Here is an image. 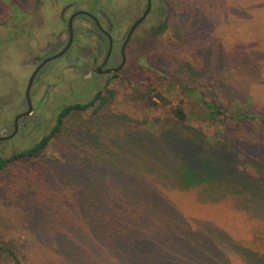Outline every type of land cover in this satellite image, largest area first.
I'll use <instances>...</instances> for the list:
<instances>
[{
  "label": "rangeland",
  "instance_id": "374dc122",
  "mask_svg": "<svg viewBox=\"0 0 264 264\" xmlns=\"http://www.w3.org/2000/svg\"><path fill=\"white\" fill-rule=\"evenodd\" d=\"M81 1L0 0V35L20 36L23 44L37 37L42 53L48 36L64 29L59 9L78 2L90 12ZM146 8L147 0H114L117 34L127 33ZM83 20H77L78 28ZM126 54L117 76L98 80L89 92L85 82L87 95L70 97L56 89L49 99V84L66 81L56 69L67 66V57L52 67L49 79L37 82L39 124L0 144L5 158L13 144L18 152L48 134L65 105L87 102L98 92L113 97L97 114L93 107L69 118V130L46 149L0 169V264H18L17 258L22 264H264L262 122L231 117H264V0H153ZM27 57L23 51L22 60ZM33 67L19 70L23 100ZM162 74L176 80L169 92L171 81ZM6 79L0 72V86ZM181 83L221 105V118L205 117L195 95L180 93ZM135 87L156 88L166 100H155L165 105L139 108L125 95ZM177 108L188 117L182 124L176 123ZM97 119L106 136L114 125L132 123L138 136L133 148L134 134L127 142L93 134L89 127ZM182 158L204 175L188 189L181 188L184 180L175 185L165 176L168 162L179 170ZM114 169L129 178L114 177ZM128 199L152 206L143 222L126 233L100 228L98 220L108 217L111 224L114 205L122 212Z\"/></svg>",
  "mask_w": 264,
  "mask_h": 264
},
{
  "label": "flooded vegetation",
  "instance_id": "af4514ba",
  "mask_svg": "<svg viewBox=\"0 0 264 264\" xmlns=\"http://www.w3.org/2000/svg\"><path fill=\"white\" fill-rule=\"evenodd\" d=\"M81 3L84 4L83 6L90 7L91 10L90 12L85 11L89 14H80L74 17L72 41H70L69 20L75 13L84 11L80 9L78 2H68L63 10L59 9L60 21L65 24L64 29L58 36H48L47 44L43 48L42 53H40L42 48L38 45L39 40L37 37L32 38L30 44L27 42L23 44L20 36L0 35V72L7 76L4 85L0 86V119L3 121V125L0 128V137H6V139L0 140V144L13 141L30 124H34L35 126L33 127L38 126L39 123L36 124L38 117L35 114L37 106L35 107L34 104V102L36 103L35 86L43 77L47 76L49 79L55 71L52 67L61 61L63 63L64 58L67 57V60L64 61L68 62L67 66L64 67V64L56 70L60 71L58 77L62 79L64 76L66 81L63 80L64 82H60L59 85L56 82L49 84V88L46 90L49 99H51L50 91L58 93L56 89L68 91L70 93L68 96L70 97L87 95L86 92H82L86 87L85 82L90 83L87 87L88 92L89 89L96 90L98 88V80L113 78L125 67L128 45L137 28L145 22L148 16L133 31L125 47L124 43L130 28L144 15L146 10L143 15L132 23L127 33L118 35V25L114 20V0H106L105 2L102 0H82ZM55 5H59L58 1ZM108 6H110V10ZM152 8L153 0L151 10ZM67 14L68 18L66 17ZM79 18L84 19L82 26L80 25L81 28L76 25ZM119 42H121L120 46ZM64 50L66 51L61 56L44 63L47 59L58 55ZM23 51L28 56L26 60H22ZM75 53L78 54L77 58L72 61L69 60L68 57H72ZM54 61L56 62L51 65V62L53 63ZM70 62H74V66L77 68H72ZM48 64L50 65L47 68ZM121 64V69L114 73V68H118ZM23 65L34 66L24 91V100L22 99V80L19 76V70ZM68 68H72L71 78H68L70 75ZM36 71L37 73L30 90L32 110L26 114L29 111L26 97L27 86L31 76ZM36 104L38 105V103ZM12 148L14 149L13 153H17L16 144H13ZM0 158L5 157L0 155Z\"/></svg>",
  "mask_w": 264,
  "mask_h": 264
},
{
  "label": "trees",
  "instance_id": "16d2710c",
  "mask_svg": "<svg viewBox=\"0 0 264 264\" xmlns=\"http://www.w3.org/2000/svg\"><path fill=\"white\" fill-rule=\"evenodd\" d=\"M161 76L164 78H169L171 81L169 87L167 88L168 92L175 88V85H176L175 79L169 76H166V74L165 75L162 74ZM181 87L182 88H181L180 93L185 92L188 94V96L195 95V98L197 99L199 105L205 106V117L210 118L211 120L221 118V116L223 115L222 106L219 105L216 101L207 100L200 94L196 93L194 88L188 86L185 83H181ZM125 92H126L125 93L126 98L129 101H133V102L135 101V105H137L139 108L141 107L142 109L153 110L156 107L165 105L162 102L155 100V98L160 99V101H163V102H165L166 100L163 93L161 91H158L156 88H153V90L151 91L144 92L140 88L135 87V88H132V90L130 91L126 90ZM109 93L113 94L112 91H109ZM114 96H115V91H114ZM112 97L113 96L111 95H102L101 92H98L96 93V95L92 97V99H90L87 102H76V103H72V104L64 106L63 108H61V110L56 116L55 126L48 134H46L40 141L35 143L32 147L24 149V150H20L17 153H13L12 155L6 158H0V169H4L8 167L9 165L17 164L19 161L25 158H28V157H33L39 152H41L42 150L46 149L50 145L53 138L58 133H61V132L65 133L69 130L68 125H67V120L69 118H71L74 115H77L78 117H80L81 113L86 112L93 107H94V113L97 114L106 104H108L110 98ZM174 113L178 117V121L176 123L182 124L188 118L187 114L184 112L182 108L175 109ZM238 113L239 112L233 113L231 117L233 116L234 118H239L240 121H246L248 119H251V120L259 119L262 122V130L259 132L258 136L260 138V141H263V144H264V117L251 114V113H246V114H243L242 116H237ZM105 115L103 116L104 119H102V116H101L102 121H106ZM99 124H102V122L98 121L97 119L96 122L94 121L93 126L89 127V129L91 130L93 134L98 135L99 138L102 139L103 141H110L114 139V142L116 141L127 142L129 136H132L135 133V128L132 123L122 121L117 126L114 125L115 129L114 131H111L112 133L111 135L106 136L101 129H98ZM132 137H134L135 140L132 141L130 149H132L134 146V143L137 142L136 137L138 136L137 134H134ZM173 145L175 144H171V147H173ZM181 162L182 164L179 170L177 168H174V165H171L168 162V166L170 169L165 170V176L167 177V179H169L172 182V184H175V185L178 184L179 181L181 184L182 180H184L181 188L188 189V187H190V183L192 185L193 181L200 180L199 176H204V175L202 174L201 171L196 170L194 163L190 159L182 158ZM214 171L215 170H212V171L210 170L206 172L208 175H210L209 178L211 179L213 178L211 177V175L213 174ZM115 176L129 178L128 177L129 174L125 173V170L120 171V170L114 169V177ZM225 184L227 186H230L227 182ZM115 185L116 184H115V178H114V190H115ZM148 208H152V206L149 205L146 207L144 206V204L142 205L140 202H132L131 199H128L122 207V212H119L117 210L118 207L114 205V210L116 211L114 212V219L112 220L111 224H106L107 220L109 219L108 217L100 218L98 220V223H101L100 228L104 229L105 227L110 234L126 233L127 228L129 227L132 228L143 222L145 211ZM5 251L8 254L12 253L14 257H17V255L10 248L5 249ZM17 263L22 264L18 258H17Z\"/></svg>",
  "mask_w": 264,
  "mask_h": 264
},
{
  "label": "water",
  "instance_id": "95a60500",
  "mask_svg": "<svg viewBox=\"0 0 264 264\" xmlns=\"http://www.w3.org/2000/svg\"><path fill=\"white\" fill-rule=\"evenodd\" d=\"M151 7H152V0H148V7H147L144 15L139 20H137L132 25V27L130 28L128 36H127V39H126V41L124 43V47L129 42V40L131 38V35H132L133 31L136 29V27L148 16V14H149V12L151 10ZM80 14H89V13L85 12V11H80V12L75 13L73 16H71V18L69 20V32H70V35H71L70 41H72V38H73V19H74L75 16L80 15ZM65 51L66 50H64L63 52L59 53L58 55H56L54 57H51V58L47 59L44 63L61 56ZM121 67H122V64L118 68H114V73L118 72L121 69ZM36 73H37V71L33 73V75L31 76V78H30V80L28 82V86H27L26 97H27V102H28V106H29V111L26 114H28L32 110V101H31V97H30V90H31V87H32V84H33L34 77H35ZM4 139H6V137H0V140H4Z\"/></svg>",
  "mask_w": 264,
  "mask_h": 264
}]
</instances>
